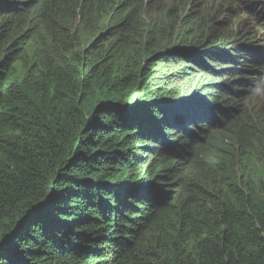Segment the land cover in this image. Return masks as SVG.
<instances>
[{
    "label": "trees",
    "instance_id": "1",
    "mask_svg": "<svg viewBox=\"0 0 264 264\" xmlns=\"http://www.w3.org/2000/svg\"><path fill=\"white\" fill-rule=\"evenodd\" d=\"M256 51L264 0H0V264H264Z\"/></svg>",
    "mask_w": 264,
    "mask_h": 264
},
{
    "label": "rangeland",
    "instance_id": "2",
    "mask_svg": "<svg viewBox=\"0 0 264 264\" xmlns=\"http://www.w3.org/2000/svg\"><path fill=\"white\" fill-rule=\"evenodd\" d=\"M255 2H257V0H255ZM256 44L263 46L261 41H257ZM256 52L258 55L264 54L262 51H256ZM253 100L257 104V109L253 118L257 124H259L260 126H264V100H262V97L260 95L253 96Z\"/></svg>",
    "mask_w": 264,
    "mask_h": 264
},
{
    "label": "bare ground",
    "instance_id": "3",
    "mask_svg": "<svg viewBox=\"0 0 264 264\" xmlns=\"http://www.w3.org/2000/svg\"><path fill=\"white\" fill-rule=\"evenodd\" d=\"M228 99V98H227Z\"/></svg>",
    "mask_w": 264,
    "mask_h": 264
}]
</instances>
